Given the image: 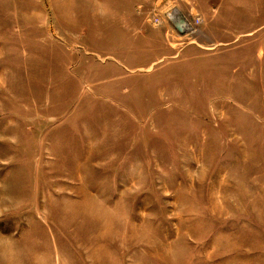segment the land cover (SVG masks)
Segmentation results:
<instances>
[{"label":"rangeland","instance_id":"rangeland-1","mask_svg":"<svg viewBox=\"0 0 264 264\" xmlns=\"http://www.w3.org/2000/svg\"><path fill=\"white\" fill-rule=\"evenodd\" d=\"M197 1L0 0V264H264V0Z\"/></svg>","mask_w":264,"mask_h":264},{"label":"bare ground","instance_id":"bare-ground-1","mask_svg":"<svg viewBox=\"0 0 264 264\" xmlns=\"http://www.w3.org/2000/svg\"><path fill=\"white\" fill-rule=\"evenodd\" d=\"M173 14L175 16H171V15L169 16V19L172 21V23H174V25L179 27V28H185V29L187 28L188 29V26L186 24H184V21L182 20L180 15L177 13H173Z\"/></svg>","mask_w":264,"mask_h":264},{"label":"crops","instance_id":"crops-1","mask_svg":"<svg viewBox=\"0 0 264 264\" xmlns=\"http://www.w3.org/2000/svg\"><path fill=\"white\" fill-rule=\"evenodd\" d=\"M186 3H193V5H196V6H199V2L197 0H184ZM179 7H180V11L182 13H185V11L189 10L188 9V6H186L184 3H183V0H179ZM187 9V10H186ZM194 10V9H193ZM192 12V11H191ZM193 13V12H192ZM196 16L198 15H202L201 13H195ZM202 17V16H201ZM203 18V17H202ZM204 19V18H203Z\"/></svg>","mask_w":264,"mask_h":264},{"label":"built area","instance_id":"built-area-1","mask_svg":"<svg viewBox=\"0 0 264 264\" xmlns=\"http://www.w3.org/2000/svg\"><path fill=\"white\" fill-rule=\"evenodd\" d=\"M164 1V0H163ZM169 16L170 15H168V19H169ZM153 20H154V23H156V24H160L161 23V21H160V19H157V18H152ZM170 20V19H169ZM171 21V20H170ZM200 22H201V20H200V18H195L194 20H193V25L194 26H196V25H199L200 24Z\"/></svg>","mask_w":264,"mask_h":264}]
</instances>
